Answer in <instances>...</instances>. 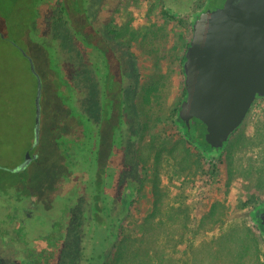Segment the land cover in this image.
<instances>
[{
	"label": "rangeland",
	"instance_id": "374dc122",
	"mask_svg": "<svg viewBox=\"0 0 264 264\" xmlns=\"http://www.w3.org/2000/svg\"><path fill=\"white\" fill-rule=\"evenodd\" d=\"M57 1L0 0L4 168L19 161L29 142L37 89L29 59L40 81L44 77L49 85L53 73L48 65L75 85L78 68L88 64L87 51L79 46L71 26L55 18ZM223 1L77 0L80 17L86 8L97 35L109 34L130 46L143 82L132 104L136 113L132 125L139 130L131 163L139 165L140 181L104 264H229L232 257L236 264H264V240L252 224L264 202V96L254 100L220 149L190 145L175 119L184 96L180 63L192 34L191 12L214 9ZM167 8L176 11L175 19L163 15ZM87 76L91 78L82 69L81 84ZM88 102L90 106L92 101ZM78 170L88 172L85 166ZM41 171L36 180L44 184L54 170ZM245 245L247 254L237 257Z\"/></svg>",
	"mask_w": 264,
	"mask_h": 264
},
{
	"label": "flooded vegetation",
	"instance_id": "af4514ba",
	"mask_svg": "<svg viewBox=\"0 0 264 264\" xmlns=\"http://www.w3.org/2000/svg\"><path fill=\"white\" fill-rule=\"evenodd\" d=\"M100 37V58L75 38L88 55L75 85L47 66L56 76L44 89L41 82L37 133L34 105L19 161L4 168L0 160V264H104L130 212L140 181L139 165L131 163L138 136L132 104L143 82L130 46ZM48 58L54 61L52 53ZM183 61L184 54L180 67ZM82 69L91 74L83 84ZM57 83L61 93L53 97ZM26 154V165L15 169ZM39 169L54 170L44 184L36 180Z\"/></svg>",
	"mask_w": 264,
	"mask_h": 264
},
{
	"label": "water",
	"instance_id": "95a60500",
	"mask_svg": "<svg viewBox=\"0 0 264 264\" xmlns=\"http://www.w3.org/2000/svg\"><path fill=\"white\" fill-rule=\"evenodd\" d=\"M191 29L181 65L184 96L178 117L187 127L198 119L205 142L220 149L254 100L264 96V0H224L221 6L200 12ZM29 60L37 80V133L41 81ZM28 158L26 154L15 169L25 166ZM255 213L264 230V202Z\"/></svg>",
	"mask_w": 264,
	"mask_h": 264
},
{
	"label": "trees",
	"instance_id": "16d2710c",
	"mask_svg": "<svg viewBox=\"0 0 264 264\" xmlns=\"http://www.w3.org/2000/svg\"><path fill=\"white\" fill-rule=\"evenodd\" d=\"M39 1H44V0H39ZM183 1L184 0H177L176 2L182 3ZM56 4H57V14L55 17L56 20H58L59 22L61 21L63 24H67L68 26H71V28L73 30L74 37L76 39H78L79 41H81L86 46V48L88 49L89 52L93 51V53H94L93 55L95 56V58L96 57H98V58L103 57L104 56V53H103L104 49L102 47V38L99 35H97L96 32H98V31H95L94 29L91 28L90 23L88 22V16H87L86 8L82 10L83 15H82V17H80V14H79L80 9H79L77 0H72L69 3L67 0H58L56 2ZM186 9H187V7L185 9L184 8L183 9L178 8L176 11L183 12ZM176 11H173L172 9L167 8V9L162 10V13H163V15L168 17L169 19H175L176 18L175 17ZM191 15H192L193 20L195 19V17H197L196 12L195 13L191 12ZM187 44L188 43H186V45ZM50 66H52V65H50ZM55 73L53 75H55ZM41 80H42L41 81L42 82V88L44 89V87L47 86L46 85L47 80H45L44 77H41ZM56 81L57 82H63L62 79L60 80L57 77H56ZM59 89H60V84L57 83L56 89L55 88L53 89L54 93L52 92L53 97L59 96L58 94L61 93ZM181 124H182L183 134L188 139V142L190 145H194L196 148H199L200 150L203 148H205L206 150L211 149L209 147V145L204 140V125L198 119H194V122H190L189 127H187L182 122H181ZM225 144H226V142L224 143V145ZM262 204H261V206H262ZM258 209H260V208H258ZM258 209H256V210H258ZM257 218H258V216H256V213H254L253 218H252V224L255 227V229L257 230V232L259 233L261 239L264 240V230H263V227L259 223ZM116 237H117V234H115L114 239ZM242 248H243V250H242L243 254H242V252H241V254L238 253L237 257H240V255H241V257H243L244 254L245 255L247 254V246L245 245ZM234 259L235 258L232 257L229 264H236V262L233 261ZM211 264H215V263H211ZM240 264H245V263L241 262Z\"/></svg>",
	"mask_w": 264,
	"mask_h": 264
}]
</instances>
